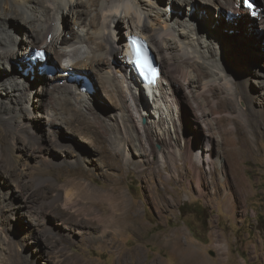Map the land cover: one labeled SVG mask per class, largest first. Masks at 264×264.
Wrapping results in <instances>:
<instances>
[{"label":"bare ground","instance_id":"bare-ground-1","mask_svg":"<svg viewBox=\"0 0 264 264\" xmlns=\"http://www.w3.org/2000/svg\"><path fill=\"white\" fill-rule=\"evenodd\" d=\"M259 1V14L254 15L241 5L243 0H0V110L4 129L11 135L7 146L0 142V231L6 235L12 218L18 215L25 218L19 224L23 230L17 235L18 247L10 249V258L0 255V264H22L23 255L32 264L39 263L37 257L42 249L36 244L46 234H35L40 231L41 224L33 221L36 214L30 209L31 194L22 189V183L30 173V158L39 156L34 165L39 173L49 171L52 166L65 168L64 163H92L93 158L78 147L76 137L78 133H87L85 129L89 122L105 120L107 128L115 126L117 131H122V139L111 137L112 147L128 164L132 159L131 147L138 156L158 153L161 166L168 161L175 163L178 156L186 164L190 162V168L197 174L199 192L203 193L200 183L203 175L197 165L213 168L218 164L222 170L225 166L223 160L212 156L213 151L209 148L214 143L213 133L208 131V135L202 137L203 144L198 146L191 137L192 132L183 128L181 105L184 101L192 102V90L189 89L192 86L193 99L198 100L192 108L195 112L199 106L196 116L209 123V110L203 106L210 103L207 96L211 97L212 86L221 81L231 85V72L234 67L243 69L248 54L246 48L231 43L230 37H237L239 31L247 47L255 41L250 36V21L264 28V0ZM184 4L188 5V10L191 6L205 11L213 8L221 16L224 13L227 21L214 22V25L203 23L199 20L201 15L194 12L191 15L185 13L183 18L179 11ZM193 14L195 20L191 19ZM123 24L126 35L121 34ZM20 33L24 35L23 39ZM133 33H140L150 41L162 65L161 84L147 86L148 96L156 95V99L150 101L153 105L145 97L143 85L129 71L127 36ZM36 46L46 48L49 54L46 61L53 67L63 68L60 74L44 73L41 76L37 65L32 66L34 70H26L29 67L26 57ZM229 56L235 58L234 67L226 61ZM165 68L174 77L166 74ZM66 69L93 80L94 87L98 86L96 92H84L80 81L68 80ZM107 99L116 100L110 111L107 110L110 108ZM211 103L216 107L214 99ZM143 117L146 119L144 124ZM17 135L21 136L22 144ZM156 143L161 145L160 151H156ZM54 144L63 147L62 155H56L51 149ZM100 148L106 156L104 145ZM66 150L76 156L69 159ZM224 152L227 157L228 151L224 149ZM175 164L173 167L177 169ZM87 184L94 189L91 183ZM57 195L62 196L60 191ZM70 195L64 194V207L72 201ZM229 196L227 192L228 200ZM97 208H90L86 213L103 220V212ZM96 231L100 235L91 238L106 242V224L103 222ZM67 235L74 238L73 232ZM110 243L116 244L113 237ZM47 264L52 263L48 261Z\"/></svg>","mask_w":264,"mask_h":264},{"label":"rangeland","instance_id":"rangeland-1","mask_svg":"<svg viewBox=\"0 0 264 264\" xmlns=\"http://www.w3.org/2000/svg\"><path fill=\"white\" fill-rule=\"evenodd\" d=\"M217 11L213 8L198 10L194 6L188 10V5L184 4L179 13L182 17L187 12L189 15L198 13L200 22L212 25L227 21L224 13L221 16ZM191 19L195 20L194 14ZM250 26L248 30L255 41L251 40L253 43L247 47L238 30L237 37H230L231 43L246 48L248 54L242 70L234 67L233 56L226 60L234 67L231 85L219 79L220 83L212 86L211 97L207 96L210 103L203 106L209 110V123L196 116L199 106L195 112L192 108L198 101L193 99L192 86H189L192 102L184 101L181 105L183 128L192 132L191 137L198 146L203 144L202 137L207 136L208 131L213 133L214 143L209 148L213 151L212 156L223 160L225 166L222 170L218 164L213 168L197 165L203 175L200 181L202 194L190 162L186 164L179 156L176 164L168 161L161 166L158 153L138 156L131 147L132 159L128 164L112 147L111 137L122 139V131H117L115 126L107 128L105 120L89 122L86 134H76L78 147L93 158L92 163H64L66 169L52 166L49 171L39 173L34 169L39 156H31L30 173L23 181L22 189L31 194L30 209L36 214L33 221L41 224L40 231L35 234H46L36 244L42 249L37 257L38 264L48 261L52 264H264V57H261L264 55V28L251 21ZM124 27L123 24L121 34L126 35ZM20 37L23 39L24 35L20 33ZM62 69L57 68L58 74ZM165 70L166 74L170 73ZM23 81L27 80L23 78ZM96 89L98 86L95 85L94 93ZM231 91L235 92L232 94ZM212 99L216 101V107L212 106ZM107 104L110 111L116 100L107 99ZM0 115V142L5 147L10 143L11 135L4 129L1 110ZM176 119H179L177 114ZM17 137L22 144L21 136ZM101 145L108 152H105L106 156L101 153ZM61 147L54 144L51 149L60 156ZM161 148L156 143V151ZM224 149L228 151L227 157H224ZM66 151L69 159L76 156ZM59 191L61 197L57 195ZM64 194L72 195L67 207L63 205ZM90 208L103 212V220L87 214ZM23 219L24 215L12 218V226H8L6 235L0 231V255L5 259L10 258L8 254L18 247V233L23 230L19 224ZM103 222L108 227L107 241L92 239L91 236L100 235L96 230ZM70 232H73L72 239L67 235ZM112 237L115 245L110 243ZM31 262L22 256V264Z\"/></svg>","mask_w":264,"mask_h":264},{"label":"snow or ice","instance_id":"snow-or-ice-1","mask_svg":"<svg viewBox=\"0 0 264 264\" xmlns=\"http://www.w3.org/2000/svg\"><path fill=\"white\" fill-rule=\"evenodd\" d=\"M254 5L251 3V0H248V7L249 8H251V7H253ZM253 14H255V13H253ZM38 55H43L42 53H38ZM137 63H140V61H139V59H137Z\"/></svg>","mask_w":264,"mask_h":264},{"label":"water","instance_id":"water-1","mask_svg":"<svg viewBox=\"0 0 264 264\" xmlns=\"http://www.w3.org/2000/svg\"><path fill=\"white\" fill-rule=\"evenodd\" d=\"M254 1H255V3H256L257 5L260 4V1H259V0H254ZM144 121H145V119H144Z\"/></svg>","mask_w":264,"mask_h":264}]
</instances>
